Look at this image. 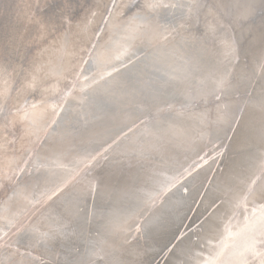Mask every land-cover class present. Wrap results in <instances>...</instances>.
Masks as SVG:
<instances>
[{"label": "bare ground", "instance_id": "1", "mask_svg": "<svg viewBox=\"0 0 264 264\" xmlns=\"http://www.w3.org/2000/svg\"><path fill=\"white\" fill-rule=\"evenodd\" d=\"M108 2L0 0V227L43 200L102 144L120 138L106 161L86 170L34 219L21 220L17 239L38 249L43 264L155 261L205 186V168L157 206L148 201L207 140L223 137L242 104L220 168L162 264H243L227 243H264V210L243 223L242 216L234 219L250 178L248 200L264 201V0H202L201 6L197 0H112L92 43V64L100 65L77 84L80 57ZM193 2L194 16L185 18L179 7L186 13ZM119 56L123 60L113 63ZM216 93L220 100L210 101ZM61 98V115L43 138ZM184 106L188 110L180 111ZM125 128L133 129L120 137ZM26 147L40 166L10 186L4 173L17 168ZM90 183L95 191L88 213ZM137 217L140 233L128 242ZM224 227L232 230L222 240ZM0 264L35 262L2 253ZM248 264H264V254Z\"/></svg>", "mask_w": 264, "mask_h": 264}, {"label": "water", "instance_id": "2", "mask_svg": "<svg viewBox=\"0 0 264 264\" xmlns=\"http://www.w3.org/2000/svg\"><path fill=\"white\" fill-rule=\"evenodd\" d=\"M55 1V0H52ZM58 2H62V0H57ZM186 4V2L184 3ZM202 4V0H197L196 5L197 6H201ZM194 2L191 5L190 9L186 11V13L184 12V9L186 8L185 5H182L181 7H179V10H181V14H183V16H185V18H187L188 16H190V18L192 19L194 16ZM112 6V0H109V2L106 5V9L104 10V13L100 19V23L98 24L99 28L95 29L96 32H94L90 38V46L87 47L86 50H84V53L82 54V56L80 57V62L78 64V67L76 69V83L79 84L80 82H84L86 80H88L89 78L92 77V71L96 72L95 69L96 67H98V65L100 64H92V60H91V54H92V50H93V46L92 43L94 42V40L97 38L99 30L101 29L102 25L106 22L107 17L109 16L110 13V8ZM175 7V6H173ZM173 15V14H172ZM182 16V17H183ZM198 24V22H195L193 25L196 26ZM170 34H168L166 37H169ZM119 56L117 58L114 59L113 63H120L123 59ZM139 56L133 57V59H128L127 61H124L120 64V66L117 68L118 71L121 68L129 65L131 63V61L139 58ZM130 60V61H129ZM258 68H259V61L255 64V68L253 69L256 73H258ZM91 73V74H90ZM216 92H219V90L217 89ZM245 95L244 96H248L250 91H245L244 92ZM211 100L212 102L214 101H218L220 100V95L216 94H211ZM243 100V99H242ZM209 101V102H210ZM63 102V98H61L60 100H57V103L55 104V106L52 108L51 113L52 115L49 116L50 120L48 118V120L45 122V125L43 127V130L40 134L43 138L45 137V135L48 133V131H50L51 128L54 127V125L56 124V120L58 121L60 115H61V111L65 105L66 102ZM193 101H191L190 103H192ZM243 103V101L241 102ZM62 104V106H61ZM188 107V105H186ZM239 106H240V110H239ZM170 107V106H169ZM167 109L168 106L166 105L165 107H163V109ZM191 108V107H188ZM188 110L185 106L184 108H181L180 111H185ZM241 111H242V104L238 105V108H236V112L234 113V115L232 116V120L228 123L227 125V129L225 130V134L223 135L222 138L217 139V140H207L205 143V146L200 150L199 153H197L195 155L194 158H188L179 168L178 170H176L173 174H171L169 176V178L166 179L165 182L162 183V185L153 193L151 199L148 201V206L152 207V206H157L160 203V200L170 191H172L174 188H176L177 186L183 185V183L190 178L194 173H197L200 171V169H204L205 168V172L208 174V176H206V181L205 186H207L210 182V179H212L213 175L218 171V169L220 168L221 162L223 160V157L227 151V147L229 145V141L231 139L232 133L235 130L238 121L240 119L241 116ZM50 113V114H51ZM126 129V128H125ZM121 129L119 132L122 133V136H125L127 133H129L133 128H128V129ZM120 139V138H119ZM117 139L116 141H114L113 143H111V141H109L108 143L102 144L98 149H97V154H95L94 156H91L89 159H86L84 161H81L80 163H77L75 168L76 171L73 172L74 174L69 173L60 183L56 184L53 188L49 189L46 194L43 196V200L39 201H35L33 204L31 202V204L26 205V207L24 209H22L21 211L19 210L18 213L14 216L13 221H9V223H5L4 225H2L0 227V254L2 253H15V254H23V255H28V257H30L35 264H43L45 263L47 260H45V258L42 256V254L39 253L38 249H33V247L30 249V247H26L23 244H20L21 241H19L18 235L20 234V232L23 230L22 226L19 227L20 222L22 220L23 223L27 222L29 219H34L35 216L40 213L39 211H41V208H43L45 206V204L50 201L52 198H54L57 194H59L63 189L65 190L68 186H70L71 183L74 182L75 179L79 178L82 174H87L88 171L92 170L94 168L95 165L98 164V162H104L106 161L111 155H112V150L114 148V146L117 144V141L119 140ZM43 139H41L39 141H42ZM111 143V144H110ZM37 144V145H39ZM36 145V147H37ZM28 147V146H27ZM26 147V152L23 156V158L21 159L19 165L17 166L16 169H9L4 173V176L7 179V184H9L10 186H13L14 184H16L17 182L22 181V179L28 175H30L35 167L40 166V164L37 162H35L33 154H28L31 153L30 149L28 150V148ZM90 162V163H88ZM65 166V165H64ZM65 170H70L73 168H68L67 166L64 167ZM20 169V171L18 172V170ZM88 170V171H86ZM69 176V177H68ZM1 179V178H0ZM67 179V180H66ZM64 181V183L62 184V182ZM252 183V179L250 178L249 181L246 184V188L243 191L242 196L239 198V202L236 205V210H237V214L234 217V219L238 218L239 216H242L241 218V223L246 222L247 220H249V218L252 217L253 214H259L264 210V201L263 202H252L249 199V185H251ZM62 184V185H61ZM204 187H202L203 189L199 190V192L197 193V196L195 198V200H193L192 205L190 210L187 213V216L184 220V222L182 223V225L180 226L178 232L176 233V235L174 236L173 240L169 243V245L167 246V248L165 250H163V252L155 259V261L149 263V264H162L164 262V260L166 259V257L168 256L169 252L171 251L172 247L174 246V244L177 242V240L183 235L184 233V229L186 228V225H188L190 223V219L196 209V207L198 206L200 199L202 198V191L204 190ZM95 189L93 188V183H90V189L89 191H87V194L85 195V199L87 200V205L86 208L87 211L89 213V208H90V201L93 198ZM182 192L185 193L186 189L182 188ZM50 195H52L51 197H49ZM37 199V198H36ZM86 202V201H85ZM148 207V208H149ZM19 220V222L16 223L17 220ZM15 221L14 226H10L11 224H13ZM142 221L141 218H136L134 220V222L132 223V226L129 230L128 234V242L133 241V239H135L139 233H140V222ZM197 223L193 224L192 228L196 227ZM11 227L13 230V233H11ZM10 229V232L8 231ZM232 230L231 229H227V227H224V229H222L223 233H222V240L225 239V237H227L226 235L228 234V231ZM234 232V231H233ZM22 245V246H20ZM233 245V257L237 256V259L241 262H243V264H248L251 263L252 261L258 259L259 257H261L264 254V243L262 242H257V243H252L249 244L245 247H241L240 244L238 243L237 245L235 244V242H230L227 243V247H231ZM223 247L224 249L226 248V245H220V247ZM224 252V250H223ZM223 254V253H222ZM218 256V254H217ZM239 263V262H238Z\"/></svg>", "mask_w": 264, "mask_h": 264}]
</instances>
